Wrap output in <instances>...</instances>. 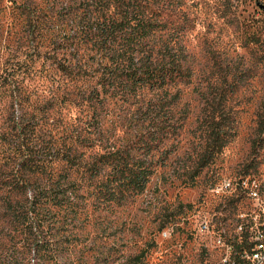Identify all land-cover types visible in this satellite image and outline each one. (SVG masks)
<instances>
[{"label":"trees","instance_id":"obj_1","mask_svg":"<svg viewBox=\"0 0 264 264\" xmlns=\"http://www.w3.org/2000/svg\"><path fill=\"white\" fill-rule=\"evenodd\" d=\"M69 3L47 0L74 15L53 37L62 58L47 54L53 61L39 69L48 84L26 85L37 70L34 64L0 74V95L8 103L0 114V210L4 221L33 235L59 214L77 218L88 200L106 208L142 195L169 157L164 147L186 119L177 107L180 86L192 75L179 44L190 20L176 0ZM20 10L27 14L31 9L24 5ZM120 103L139 104L137 117L121 119L114 109ZM114 115L111 123L129 135L118 148L112 130L105 129ZM202 126L205 144L195 176L235 136L234 119L220 103L212 105ZM258 133L264 142V111ZM43 258L50 262L56 256Z\"/></svg>","mask_w":264,"mask_h":264},{"label":"rangeland","instance_id":"obj_2","mask_svg":"<svg viewBox=\"0 0 264 264\" xmlns=\"http://www.w3.org/2000/svg\"><path fill=\"white\" fill-rule=\"evenodd\" d=\"M176 1L190 20L179 46L192 77L180 86L177 109L186 119L164 147L170 153L165 165L142 195L123 206L98 207L88 200L77 218L59 214L37 235L4 221L0 210V264H130L136 257L140 260L135 264L218 263L217 254L206 248L205 237L194 231V216L221 204L210 192L220 180L264 175V142L258 133V117L264 111V0ZM24 5L31 9L27 14L20 10ZM66 13L60 4L51 6L47 0H0V74L18 64H34L37 70L26 85L36 89L46 84L39 69L53 61L47 54L62 58L53 37H59L64 22L74 18ZM219 103L234 119L235 136L195 176L205 144L202 123L212 105ZM7 105L0 95V114ZM138 106L120 103L114 109L121 119L136 118ZM115 119L114 115L105 129L112 130L118 148L129 135L111 123ZM223 223L224 214H215L212 239H220ZM171 227V238L164 239L162 231ZM233 229H244L243 215L234 216ZM51 254L56 259L45 262L43 255Z\"/></svg>","mask_w":264,"mask_h":264},{"label":"built area","instance_id":"obj_3","mask_svg":"<svg viewBox=\"0 0 264 264\" xmlns=\"http://www.w3.org/2000/svg\"><path fill=\"white\" fill-rule=\"evenodd\" d=\"M251 186H260L261 196H254ZM210 192L221 204L194 218L197 231L205 237L206 248L217 254V264H264V175L224 178ZM215 214H224L220 239H212L211 220ZM236 215H243L242 230L233 229ZM173 232L171 227L162 231L161 236L170 239ZM247 242H256V249L246 251Z\"/></svg>","mask_w":264,"mask_h":264},{"label":"bare ground","instance_id":"obj_4","mask_svg":"<svg viewBox=\"0 0 264 264\" xmlns=\"http://www.w3.org/2000/svg\"><path fill=\"white\" fill-rule=\"evenodd\" d=\"M251 193H253L254 196H261L260 192L258 190V188L256 186H251ZM212 226H211V230H212ZM252 247L251 249H248L246 251H253V249H256V242H251L250 244Z\"/></svg>","mask_w":264,"mask_h":264},{"label":"water","instance_id":"obj_5","mask_svg":"<svg viewBox=\"0 0 264 264\" xmlns=\"http://www.w3.org/2000/svg\"><path fill=\"white\" fill-rule=\"evenodd\" d=\"M264 8V7H263Z\"/></svg>","mask_w":264,"mask_h":264}]
</instances>
